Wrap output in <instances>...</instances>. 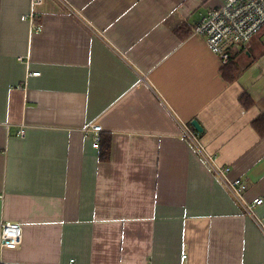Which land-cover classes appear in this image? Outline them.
<instances>
[{"label": "crops", "instance_id": "0c3cea01", "mask_svg": "<svg viewBox=\"0 0 264 264\" xmlns=\"http://www.w3.org/2000/svg\"><path fill=\"white\" fill-rule=\"evenodd\" d=\"M221 3L0 0V223L22 225L1 264H264V234L179 126L264 222V26L230 47L227 81L193 33Z\"/></svg>", "mask_w": 264, "mask_h": 264}, {"label": "built area", "instance_id": "2783aa9c", "mask_svg": "<svg viewBox=\"0 0 264 264\" xmlns=\"http://www.w3.org/2000/svg\"><path fill=\"white\" fill-rule=\"evenodd\" d=\"M42 2L43 0H31L33 6L41 5ZM68 8L73 10L70 6ZM263 26L264 0H222L221 5L213 7L200 18L193 28V33L204 37L210 49L219 56L222 65H225L230 60V47L244 45ZM32 74L38 75L39 72ZM144 77L140 76V79L144 80ZM179 126L183 136L188 138L211 163L214 172L224 182L228 191L242 204L246 213L252 217L264 234V222L254 213V207L262 204V198H255L251 203L244 201L243 192L247 187L246 183L239 178H228L229 167L216 165L203 146L198 143L195 132L185 124L179 123ZM101 130L102 126L97 122H92L84 128L86 133L92 135L93 148L99 147ZM21 243L22 225L20 223H0V250H14L19 248Z\"/></svg>", "mask_w": 264, "mask_h": 264}, {"label": "trees", "instance_id": "16d2710c", "mask_svg": "<svg viewBox=\"0 0 264 264\" xmlns=\"http://www.w3.org/2000/svg\"><path fill=\"white\" fill-rule=\"evenodd\" d=\"M183 28V25H180L176 28V31H179ZM185 34L182 36L184 37ZM238 74V69L235 65V62L233 60H230L227 64H225L222 67V76L224 79L227 81H234L236 79V76ZM241 102L244 104V106H248L251 104V101L249 100V97L247 94H242L240 96ZM264 115H261L260 117L256 118L253 120L252 124L254 128L257 130V132L260 135L264 134V123H263V118H261ZM111 138L110 135H105V134H100V143H99V158L101 160H106L109 157L110 154V142Z\"/></svg>", "mask_w": 264, "mask_h": 264}, {"label": "water", "instance_id": "95a60500", "mask_svg": "<svg viewBox=\"0 0 264 264\" xmlns=\"http://www.w3.org/2000/svg\"><path fill=\"white\" fill-rule=\"evenodd\" d=\"M191 125L194 127V129L198 132H201L202 131V127L201 125L198 123V121L196 120H192L191 121Z\"/></svg>", "mask_w": 264, "mask_h": 264}]
</instances>
